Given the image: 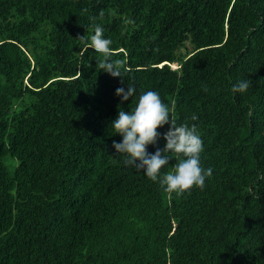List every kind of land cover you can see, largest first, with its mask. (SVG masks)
<instances>
[{"label": "trees", "instance_id": "trees-1", "mask_svg": "<svg viewBox=\"0 0 264 264\" xmlns=\"http://www.w3.org/2000/svg\"><path fill=\"white\" fill-rule=\"evenodd\" d=\"M96 25L123 78L82 50ZM149 90L197 125L203 189L116 156L112 122ZM0 264H264V0H0Z\"/></svg>", "mask_w": 264, "mask_h": 264}, {"label": "clouds", "instance_id": "clouds-1", "mask_svg": "<svg viewBox=\"0 0 264 264\" xmlns=\"http://www.w3.org/2000/svg\"><path fill=\"white\" fill-rule=\"evenodd\" d=\"M84 45L83 51L93 49L102 54L104 59L97 61L100 71L112 77L123 78V61L111 59L113 41L105 38L104 30L96 25L94 33L79 38ZM250 87L249 81L242 80L234 84L232 93H245ZM136 93V89L127 87L116 89L115 95L121 104L128 101ZM252 113L250 112L249 115ZM196 120V116H192ZM168 126L166 132L158 129ZM112 131L122 139L113 142L116 156L123 155V163L143 174L153 182H158L165 192L181 195L193 187L203 189L205 181L213 175V168L201 165V153L204 150L203 140L196 124L177 126L172 119L169 107L155 91H144L138 97L135 107L130 111L119 110L117 118L112 122ZM160 140L165 141L161 149L156 147L150 152L149 146H156ZM173 157H180L173 171L162 172Z\"/></svg>", "mask_w": 264, "mask_h": 264}, {"label": "rangeland", "instance_id": "rangeland-1", "mask_svg": "<svg viewBox=\"0 0 264 264\" xmlns=\"http://www.w3.org/2000/svg\"><path fill=\"white\" fill-rule=\"evenodd\" d=\"M187 44H188V48L192 49L193 46L191 45V42L189 41ZM8 165L11 171H14V167L12 166L11 159L8 160Z\"/></svg>", "mask_w": 264, "mask_h": 264}]
</instances>
